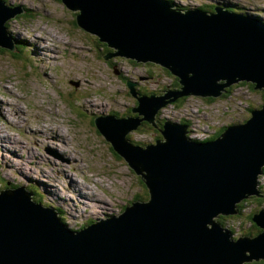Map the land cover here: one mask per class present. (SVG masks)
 <instances>
[{
    "label": "water",
    "instance_id": "95a60500",
    "mask_svg": "<svg viewBox=\"0 0 264 264\" xmlns=\"http://www.w3.org/2000/svg\"><path fill=\"white\" fill-rule=\"evenodd\" d=\"M60 1L76 13V25L114 48L105 60L122 57L170 70L181 86L170 92L176 97L216 98L238 82L264 89V24L255 18L219 7L178 10L162 0ZM16 9L0 0L1 48L13 50L4 23L21 14ZM165 103L157 104L155 112ZM94 123L145 182L150 201L74 232L24 191L1 190L0 264H244L264 259V210L252 215L259 231L255 237L230 240L214 220L236 214L242 200L263 197L257 185L264 166V104L208 142L188 138L186 125L166 122L160 130L165 142L144 151L123 141L135 120L97 117Z\"/></svg>",
    "mask_w": 264,
    "mask_h": 264
},
{
    "label": "rangeland",
    "instance_id": "374dc122",
    "mask_svg": "<svg viewBox=\"0 0 264 264\" xmlns=\"http://www.w3.org/2000/svg\"><path fill=\"white\" fill-rule=\"evenodd\" d=\"M1 1L10 9L28 10L32 14L24 15L34 17L31 20L12 17L7 20L8 31H4L10 38L12 30L22 31L19 34L27 42L17 48L28 50L30 58L20 51L10 52L0 47V182L6 183L5 190L20 189L40 200L41 205H53L55 212L60 208V221L69 230L80 232L107 217H119L132 203L149 200L145 197L148 190L145 182L124 159L113 156L112 146L96 127L95 119L83 120L75 107L96 115L95 118L111 114V119L135 120L137 125L123 136L143 151L157 141L165 142L160 131L164 125L158 126V133L146 129L143 123L149 122V116L154 119L156 105L164 101L169 103L159 106L162 111L153 120L154 124L193 118L192 137L200 140L213 136L221 127L247 121L253 109L261 108L263 93L250 90L243 82L232 84L228 93L221 94L212 103L203 100L208 98L195 96L179 101L181 97L170 93L181 89L180 85L172 86L176 76L170 70L156 64L137 67L122 57L101 59L103 55L113 54L114 48L79 28L76 13L60 0ZM170 1L178 10L180 6L191 10L200 5L231 4L233 7L228 6L229 10L233 11L235 6L240 8L234 10L236 13L241 11L249 17L264 18V0ZM44 3L48 5L47 10L38 12ZM34 38L41 44L40 49L35 47ZM128 82L139 93L137 99L130 92ZM123 141L129 144L125 138ZM259 180L264 183L263 173ZM46 186L55 187L56 191L61 189L63 196L57 192L58 197H53L45 191ZM76 187L87 194L82 199L85 206L76 202ZM94 198L106 201L109 206L105 210ZM239 204L244 206L239 217L214 218L230 234V240L247 236L244 234L251 229L249 199ZM259 262L252 260L250 264Z\"/></svg>",
    "mask_w": 264,
    "mask_h": 264
},
{
    "label": "trees",
    "instance_id": "16d2710c",
    "mask_svg": "<svg viewBox=\"0 0 264 264\" xmlns=\"http://www.w3.org/2000/svg\"><path fill=\"white\" fill-rule=\"evenodd\" d=\"M184 7V6H183ZM182 6L180 7V9L182 10V9H185L186 7H184L183 8ZM212 8H213V6H208V7H206L205 5H202V6H200V8L199 9H201V10H212ZM26 13H31L32 14V12H30V11H25ZM34 14V13H33ZM22 17H25V18H28V20H31L34 16H28V15H22ZM17 45H20V43L19 44H17ZM20 52L22 53L23 52V50H20ZM25 56H27V54H25V52L23 53ZM243 83H245V85H246V87H249V89L250 90H253V84H250V83H247V82H243ZM172 86L173 87H175V86H177V87H179V83H178V80L176 79V78H174L173 77V82H172ZM229 87H226L225 89H224V93L223 94H226V93H228L229 92V90H231V87L228 89ZM234 89V88H233ZM260 92V91H259ZM261 92L263 93V102L262 103H264V89L263 90H261ZM73 98H71L70 99V103H72L73 102V100H72ZM183 100H185V98H180L179 99V101H183ZM206 102H209V103H212L213 101H214V99L213 98H208V99H204ZM179 101L178 102H176V103H179ZM71 105V104H70ZM77 107H75V109H76ZM83 120H85L86 119V115L85 114H78ZM94 117V116H93ZM156 119V118H155ZM143 123H145L146 125V129H152V132H158L159 133V131H158V129L156 128V126H159V124L158 125H156V126H154V125H152L151 123H149V122H143ZM148 127V128H147ZM220 133H221V131L220 130H218L217 131V133H215V135H213V136H211V137H209L211 140H213V139H215L216 137H218L219 135H220ZM126 141L127 142H129L130 143V145H132L133 144V141L132 142H130L129 141V139L126 137ZM110 144V143H109ZM111 145V144H110ZM111 150L113 151V156L115 157V158H119V159H122V157L115 151V149L114 148H112L111 147ZM4 185H6V183L4 182V183H1L0 182V189H2V188H5L4 187ZM9 188H12L11 186L9 187ZM145 197H148L149 198V195H148V192H147V194H146V196ZM32 199L35 201V202H38V203H40V200H35V198H33L32 197ZM147 199V198H146ZM249 199V204H250V206H251V210L253 211H251L250 212V214H249V220H250V222H251V229H248V234H244V235H247L246 237H255L257 234H258V229H257V227L253 224V222H252V220H251V218H252V215L254 214V213H256V212H258L259 211V209H261L262 208V204L264 203V199L262 198V199H260V198H257V197H250V198H248ZM248 202V201H247ZM246 202V203H247ZM243 205L241 206L240 204H238V208H237V213L236 214H234V215H229V216H234V217H239L240 215H242V211H243ZM221 217H224V216H221ZM226 217H228V216H226ZM254 263V262H253ZM245 264H250V262H247V263H245ZM258 264H264V260L263 259H261V263L259 262Z\"/></svg>",
    "mask_w": 264,
    "mask_h": 264
},
{
    "label": "bare ground",
    "instance_id": "6f19581e",
    "mask_svg": "<svg viewBox=\"0 0 264 264\" xmlns=\"http://www.w3.org/2000/svg\"><path fill=\"white\" fill-rule=\"evenodd\" d=\"M229 1V0H228ZM230 3H233V2H230ZM235 4H237V2H234ZM225 5V4H224ZM234 5V4H233ZM227 6V5H226ZM229 7H233L231 4L229 5ZM21 8V7H20ZM22 9V8H21ZM225 9H227V8H225ZM179 10H181V9H179ZM75 21H76V15H75ZM77 26H78V24H77ZM79 28H81L80 26H78ZM82 29V28H81ZM83 30V29H82ZM17 39H19V40H22V42L23 43H25L24 45H26V42H27V39H26V37L24 36V35H21V34H18V37H17ZM26 41V42H25ZM42 41V40H41ZM34 43H35V47L36 48H39L40 49V47H41V44L40 43H38V42H36L35 41V38H34ZM16 46V45H15ZM46 48L47 46L46 45H42V48ZM40 52L42 51V50H39ZM10 52H11V50H10ZM46 56L48 57V52H46ZM45 56V57H46ZM55 58V57H54ZM105 59V58H104ZM51 60V59H50ZM39 62V61H38ZM40 62H42V60L40 61ZM157 65V64H156ZM175 78V77H174ZM134 85L133 83H130V82H128V85ZM235 85V84H234ZM223 94V93H222ZM99 103V102H98ZM140 108V107H139ZM1 112V111H0ZM54 141H57V140H54ZM135 147H136V145H135ZM62 161H64V160H62ZM69 177V179H70V182L71 183H74V180H72L71 179V177L70 176H68ZM50 189H52V188H50ZM76 191L78 192V194H79V196H81V197H86V195L87 194H83L82 192H81V188L80 187H76ZM147 192H148V195H149V190H147ZM54 197H58V194H54L53 195ZM66 199V198H65ZM60 201V200H59ZM94 201H96L97 203H99V204H101V205H103L104 206V209L107 207V206H109L108 205V203L106 202V201H104V200H102V199H99V198H97V199H95L94 198ZM150 201V195H149V200L148 201H145V202H141V203H144V204H146V203H148ZM80 204V203H79ZM68 205V204H67ZM86 205V204H85ZM84 205V206H85ZM96 205V204H95ZM100 205V206H101ZM99 206V207H100ZM106 210V209H105ZM106 220H109V219H106ZM106 220H102V221H106ZM102 221H99V222H102Z\"/></svg>",
    "mask_w": 264,
    "mask_h": 264
},
{
    "label": "clouds",
    "instance_id": "9594fccd",
    "mask_svg": "<svg viewBox=\"0 0 264 264\" xmlns=\"http://www.w3.org/2000/svg\"><path fill=\"white\" fill-rule=\"evenodd\" d=\"M134 91H135V90H134ZM136 92H137V91H136ZM134 94H139V93H134ZM253 197H254V196H253ZM259 211H260V210H259ZM260 260H261V259H260ZM263 260H264V259H263ZM250 262H251V261H250ZM245 263H247V262H245ZM245 263H244V264H245Z\"/></svg>",
    "mask_w": 264,
    "mask_h": 264
}]
</instances>
